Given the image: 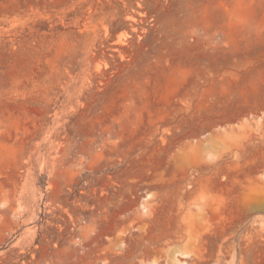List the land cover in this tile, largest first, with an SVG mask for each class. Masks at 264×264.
Returning <instances> with one entry per match:
<instances>
[{
    "label": "rangeland",
    "instance_id": "374dc122",
    "mask_svg": "<svg viewBox=\"0 0 264 264\" xmlns=\"http://www.w3.org/2000/svg\"><path fill=\"white\" fill-rule=\"evenodd\" d=\"M259 170L264 0H0V264H264Z\"/></svg>",
    "mask_w": 264,
    "mask_h": 264
},
{
    "label": "bare ground",
    "instance_id": "6f19581e",
    "mask_svg": "<svg viewBox=\"0 0 264 264\" xmlns=\"http://www.w3.org/2000/svg\"><path fill=\"white\" fill-rule=\"evenodd\" d=\"M244 120V119H243ZM247 122V119H245L244 120V122L243 123H241L240 125H238L237 127H239V128H241V127H243L245 124L244 123H246ZM219 143V141H218V139L216 138V137H214L213 139H212V143H207V144H205V145H203V151L209 156V157H215L216 156V154L218 153V144ZM217 145V146H216ZM259 145V144H258ZM260 169V168H259ZM262 169V168H261ZM256 173H258V172H256ZM259 174L261 175H264V170H259ZM258 175V174H257ZM260 177V176H259ZM258 177V178H259ZM262 177V176H261ZM260 177V178H261ZM259 178V179H260ZM258 180V179H257ZM260 181V182H259ZM258 182L260 183V185H262V188L264 189V180H259ZM257 182V183H258ZM258 183V184H259ZM259 185V186H260ZM261 187V186H260ZM262 191H264V190H262ZM264 193V192H263ZM264 196V195H263ZM262 201H264V198H262ZM250 207H251V209H252V211L254 212H257L259 209H260V211H264V202L262 203V204H260V205H257V204H251V205H249ZM250 207H248V208H250ZM262 209V210H261ZM250 210V209H249ZM202 215H201V212L200 211H198L196 214H195V219L196 220H200V217H201ZM203 218V217H202ZM263 219V218H262ZM253 227V226H252ZM179 255H183V256H187V252L185 253L184 251H183V249L181 248V247H175L174 249H171L169 252H168V261H167V264H179V260H178V256Z\"/></svg>",
    "mask_w": 264,
    "mask_h": 264
}]
</instances>
